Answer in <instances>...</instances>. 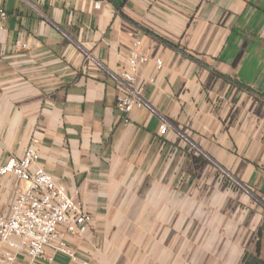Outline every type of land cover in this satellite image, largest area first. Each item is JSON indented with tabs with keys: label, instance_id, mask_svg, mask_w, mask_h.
Returning <instances> with one entry per match:
<instances>
[{
	"label": "crops",
	"instance_id": "0c3cea01",
	"mask_svg": "<svg viewBox=\"0 0 264 264\" xmlns=\"http://www.w3.org/2000/svg\"><path fill=\"white\" fill-rule=\"evenodd\" d=\"M0 8V167L36 139L38 162L90 215L66 237L76 261L46 249L47 264H241L264 251V0ZM134 40L148 61L125 122L116 97ZM16 182L0 177V213Z\"/></svg>",
	"mask_w": 264,
	"mask_h": 264
},
{
	"label": "built area",
	"instance_id": "2783aa9c",
	"mask_svg": "<svg viewBox=\"0 0 264 264\" xmlns=\"http://www.w3.org/2000/svg\"><path fill=\"white\" fill-rule=\"evenodd\" d=\"M95 6L98 7V3ZM6 17L7 13L0 8V31ZM140 45V40L132 42L126 64L119 73L129 85L128 90L116 97V107L123 113L125 122L129 121L128 113L142 105L134 85H137V67L146 63L148 57L140 50ZM161 65V59L156 58V68ZM165 131L166 127L160 125L159 133ZM36 146L37 140L30 138L21 157L12 156L0 167V177L11 175L17 181L12 187L7 213H0V264H47L51 257L46 249L60 252L74 263L76 252L66 237L81 233L90 220V215L79 203L66 194L64 186L38 162ZM77 264L93 263L81 261Z\"/></svg>",
	"mask_w": 264,
	"mask_h": 264
},
{
	"label": "trees",
	"instance_id": "16d2710c",
	"mask_svg": "<svg viewBox=\"0 0 264 264\" xmlns=\"http://www.w3.org/2000/svg\"><path fill=\"white\" fill-rule=\"evenodd\" d=\"M161 40H163V39H161ZM163 41L166 44H168L169 46H171L177 50H180L181 52H184L182 49H179V47L177 45H175V44H173L167 40H163ZM257 236L259 237V239H261L262 237L264 238V219H263L262 224L260 225V227L257 231ZM241 264H264V257L261 256L260 247H255L254 252L246 251L243 255Z\"/></svg>",
	"mask_w": 264,
	"mask_h": 264
},
{
	"label": "rangeland",
	"instance_id": "374dc122",
	"mask_svg": "<svg viewBox=\"0 0 264 264\" xmlns=\"http://www.w3.org/2000/svg\"><path fill=\"white\" fill-rule=\"evenodd\" d=\"M261 256L264 257V251L261 252Z\"/></svg>",
	"mask_w": 264,
	"mask_h": 264
}]
</instances>
